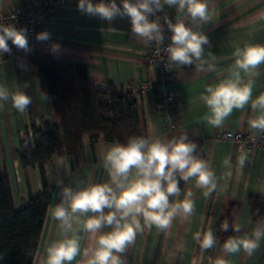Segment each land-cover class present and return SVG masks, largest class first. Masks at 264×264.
Listing matches in <instances>:
<instances>
[{
    "label": "crops",
    "instance_id": "crops-1",
    "mask_svg": "<svg viewBox=\"0 0 264 264\" xmlns=\"http://www.w3.org/2000/svg\"><path fill=\"white\" fill-rule=\"evenodd\" d=\"M38 0H0V13L14 8H25ZM98 3L99 0H92ZM107 2V0H105ZM120 5V0H116ZM78 0H67L64 5L54 8L52 20L45 31L51 33V39L44 41L50 47V57L70 65L85 67L89 80L96 88L105 90L112 86L124 89L132 82H155L157 87L149 94L136 96L140 118L141 136L144 138L168 140L170 137L199 140L206 160L215 173L216 190L210 197L203 195L205 189L197 188L195 181L186 182L178 196L170 197V202H179L188 197L194 202V211L185 217L177 215L165 230L143 226L136 232L135 239L126 246L120 255L122 264H217L223 259L226 264H264V238L251 255L241 251L229 254L224 248L228 237L251 235L254 228L264 222L252 221L249 199H264V152H246L238 145L221 140L227 131L250 135H264L251 128L249 121L261 113L251 107V101L243 109H234L219 127L208 123V108L200 99L206 93V86H215L228 78L235 61L233 55L237 47L245 44L264 45V0H207L210 22L199 25L208 36L203 59L207 61L204 70H197L195 65L174 66V78L162 85L160 71L144 61V40L131 32L127 17H117L111 23L97 17L88 16L77 10ZM166 17L175 22L176 10L164 6ZM191 25L190 19L185 17ZM197 27L196 25H192ZM59 44L57 53L51 51V45ZM215 56L213 60L211 57ZM32 50L21 56L8 54L0 59V83L11 91H25L32 103L26 114L15 110L11 102L0 103V176H6L12 193L15 210L27 206L30 197L35 198L42 192L39 168L23 169L17 150L19 140L31 137L33 126L41 127L44 121L51 126L57 125L52 105L45 99L30 63ZM214 65L209 70L208 65ZM252 97L255 99L264 93V64L257 69ZM243 75V74H242ZM25 82L28 87L25 88ZM164 91L173 92L179 102V121L177 126L167 132L162 128L166 113L156 108L157 100ZM115 143H108L103 138L91 143L83 139V155L79 159L68 157L54 158L44 168L47 184L54 189L51 207L60 199L63 187L74 189L88 183H105L109 175L104 167L103 157ZM247 153L248 160L243 166L238 157ZM230 161L226 165L225 161ZM230 173V175H229ZM49 206V208H50ZM49 208L38 243L33 264H41L45 258V245L61 238L58 222L49 214ZM227 220L232 226L239 225L240 232L229 229L228 236L220 225ZM80 236L81 254L71 264H87L85 251L95 246V236L83 231ZM157 230V233H155ZM105 231L110 230L105 228ZM211 230L216 243L210 249H201L199 242L193 239L197 232ZM156 240H150L151 234ZM146 234L145 239L142 236Z\"/></svg>",
    "mask_w": 264,
    "mask_h": 264
},
{
    "label": "clouds",
    "instance_id": "clouds-1",
    "mask_svg": "<svg viewBox=\"0 0 264 264\" xmlns=\"http://www.w3.org/2000/svg\"><path fill=\"white\" fill-rule=\"evenodd\" d=\"M165 5L176 10L175 22L165 20L171 32V42L163 48L168 58L166 67L195 65L197 70H204L207 63L203 59L204 46L208 45L209 39L197 29L210 22L207 0H120V5L116 0H99L95 4L92 0H78L77 10L109 23L117 17H127L134 35L146 42L163 45L162 26L158 18L152 17L163 11ZM185 17L190 19L191 25L186 23ZM35 38L44 42L52 37L50 32L41 31ZM9 41L19 50L30 51L26 28L0 24V57L11 54ZM60 47L53 44L51 51L55 54ZM233 55L235 61L228 78L215 86H206V93L200 97L210 113L208 123L221 126L234 109H243L251 101V107L261 114L249 124L251 128L264 132V93L253 99L255 81L244 78L259 74L257 69L264 64V45L245 44L237 47ZM211 58L216 59L214 55ZM208 68L211 70L214 65L209 64ZM24 87H28L26 82ZM45 99L49 100L46 93ZM8 101L21 114H26L32 103L25 91L13 92L0 83V103ZM196 149L197 145L188 142L184 136L171 140L133 136L126 143H115L103 157L110 178L108 182L88 183L76 189L63 187L59 202L50 206L49 214L58 222L61 238L45 245V258L41 264H71L81 254L80 228L77 226L95 236V246L84 252L89 257L87 264H122L119 254L141 230V218L144 227L165 230L177 215H191L195 207L188 198L191 192L182 201L170 202V197L178 196L181 191L180 181L194 180L197 188L205 189V197H210L217 188L214 171L206 160L195 154ZM247 160V153L238 157L241 166ZM225 164L230 165V161L226 160ZM106 227L110 230L105 231ZM220 227L225 232L230 228L237 233L241 231L238 224L232 226L227 220ZM262 238L264 224L255 227L251 235L228 237L223 248L229 254L243 249L251 255ZM193 239L203 250L216 243L211 230L197 232ZM3 258L0 255V260ZM217 264H226V261L220 259Z\"/></svg>",
    "mask_w": 264,
    "mask_h": 264
},
{
    "label": "trees",
    "instance_id": "trees-1",
    "mask_svg": "<svg viewBox=\"0 0 264 264\" xmlns=\"http://www.w3.org/2000/svg\"><path fill=\"white\" fill-rule=\"evenodd\" d=\"M8 43L12 48L11 41ZM30 63L42 93L49 97L57 125L44 121L41 127L31 128V137L19 140L21 167L39 168L42 181V192L30 197L26 207L15 210L9 181L0 176V255L4 257L0 264L34 262L44 219L54 197V189L47 184L44 174L48 163L54 158H81L85 137L91 143L100 138L108 143H126L130 137H142L136 97L128 91L112 86L105 90L96 88L82 65L37 55L30 57ZM187 141L197 145L195 154L204 159L201 142ZM185 184L180 181L181 191ZM249 208L253 222H264V199L250 198ZM227 232L221 235L228 236Z\"/></svg>",
    "mask_w": 264,
    "mask_h": 264
},
{
    "label": "built area",
    "instance_id": "built-area-1",
    "mask_svg": "<svg viewBox=\"0 0 264 264\" xmlns=\"http://www.w3.org/2000/svg\"><path fill=\"white\" fill-rule=\"evenodd\" d=\"M67 0H38L25 8H14L0 13V24H15L17 28L24 27L28 32L29 49L32 50V55L50 56V47L41 41L36 40V34L45 31L47 24L52 20L54 8L59 5H64ZM159 19L165 37L164 44L156 42L144 41V61L147 65L157 68L160 71L162 85L171 82L174 78V66L169 69L166 67L168 58L163 48L169 44L171 32L168 30L165 10L157 13L152 19ZM159 50V52H158ZM26 53L23 50L17 49L12 45V54L21 56ZM2 57H0L1 59ZM157 87L155 82L136 81L130 83L127 91L132 95L144 96L149 94ZM179 102L176 95L171 91H164L161 97L157 100L156 108L163 110L166 113V119L162 124V128L171 132L178 124ZM221 140L230 141L238 145L239 149L246 152L261 151L264 152V135H250L239 132H225L221 135Z\"/></svg>",
    "mask_w": 264,
    "mask_h": 264
},
{
    "label": "rangeland",
    "instance_id": "rangeland-1",
    "mask_svg": "<svg viewBox=\"0 0 264 264\" xmlns=\"http://www.w3.org/2000/svg\"><path fill=\"white\" fill-rule=\"evenodd\" d=\"M154 231H155V233H157V230L154 229ZM145 236H146V234H144V235L142 236V240L145 239ZM150 240L155 241V240H156V235L154 236V234L152 233V234H151V237H150Z\"/></svg>",
    "mask_w": 264,
    "mask_h": 264
}]
</instances>
